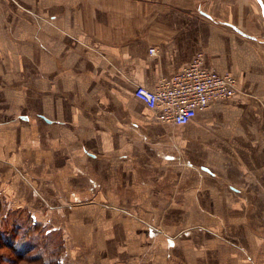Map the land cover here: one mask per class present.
Returning a JSON list of instances; mask_svg holds the SVG:
<instances>
[{
	"label": "crops",
	"instance_id": "1",
	"mask_svg": "<svg viewBox=\"0 0 264 264\" xmlns=\"http://www.w3.org/2000/svg\"><path fill=\"white\" fill-rule=\"evenodd\" d=\"M93 37L107 62L92 58ZM197 54L203 68L236 78V94L183 126L157 120L134 97L135 86L153 89ZM245 82L264 84V18L256 0H0V117H8L0 120V148L19 141L27 126L29 159L38 164L50 160L42 134L57 127L81 141L87 128L123 132L112 161V185L123 191L112 195L123 194L128 209L194 213L183 225L200 224L192 228L201 235L177 243L152 238L157 264H174L162 262L167 249L175 264H264V109L257 119L248 113ZM79 143L76 150L96 164ZM81 163L68 173L83 179ZM18 176L0 164V200L19 195ZM27 194L35 214L36 196ZM76 242L65 259L112 264V254L89 260L93 247L76 252Z\"/></svg>",
	"mask_w": 264,
	"mask_h": 264
},
{
	"label": "rangeland",
	"instance_id": "2",
	"mask_svg": "<svg viewBox=\"0 0 264 264\" xmlns=\"http://www.w3.org/2000/svg\"><path fill=\"white\" fill-rule=\"evenodd\" d=\"M92 40L90 47L92 58L96 60L104 56L107 62L108 56L103 50L104 46L95 37ZM21 52L19 54H22ZM16 53L12 52L14 56ZM23 56V60L28 59L27 52H23ZM16 72V78L22 80V69L16 68ZM258 84L246 82L242 84L243 92L244 94L246 92L248 98L245 108L253 119L258 118V114L255 113H262L259 108L264 109V99L257 96L264 92V84ZM6 118L8 117H0V120ZM99 119L100 117L97 118V123L101 127L110 128L107 117L104 121ZM87 130L90 133H85L82 141L77 132L61 130L60 127L50 133H43V138H47V144L41 151L50 158L48 162L42 160L41 163L33 164L29 159L31 155L27 126L23 128L19 141H13L11 147L0 148V164L13 167L16 175H20L18 177L21 182L20 193L13 197L14 200L10 197L0 200V264H6L2 257L4 259L14 257L13 251L3 247V244L11 243L14 245L13 249L18 252H29L32 244L31 248H34L29 255H34L38 252L39 246H44L40 239L47 243L44 248L45 257L50 251L49 243H52L53 249L56 248L53 253L59 254L61 264L78 262L76 256L73 261L68 256L66 259L64 257L66 250L68 252L72 246L71 240L77 241L74 245V248L77 246L76 252L93 247V254L89 259L91 261L94 256L104 257L105 253V258L112 254V264H157L158 249L155 248V243H151L152 238L170 237L172 243L175 241L177 243L181 236H194L197 232L201 235L202 232L192 228L193 225L200 224L184 226L185 223H182L189 215L193 217L194 213L128 209L129 207L124 206V201L120 199L124 198L123 194L112 195V192L123 191L112 185L114 183L112 177L116 179L112 161L120 149L119 139L123 138L124 133L112 132V129L94 131L87 128ZM39 135L38 133V139ZM92 136L95 140H91ZM77 142H80L84 150L95 155L96 164L90 161L95 158L76 150ZM81 161L84 169L83 179L77 178L76 174L68 173L77 167L80 169ZM29 172H33L34 175ZM6 185L8 186L7 182ZM27 193H34L36 196L35 214L32 212V195ZM29 201L31 207L28 206ZM202 215L205 214L199 213L197 219L202 220ZM108 237L112 240L101 243V240L104 241L103 239ZM110 245L112 252L109 250ZM167 250L166 259L162 262L175 264L176 260L170 256V249ZM79 263L86 262L81 259Z\"/></svg>",
	"mask_w": 264,
	"mask_h": 264
},
{
	"label": "built area",
	"instance_id": "3",
	"mask_svg": "<svg viewBox=\"0 0 264 264\" xmlns=\"http://www.w3.org/2000/svg\"><path fill=\"white\" fill-rule=\"evenodd\" d=\"M148 53L152 55L154 48ZM236 86L232 75L203 68L202 55L197 54L173 77L161 79L153 89L136 85L133 95L154 111L157 120L183 126L211 103L232 99Z\"/></svg>",
	"mask_w": 264,
	"mask_h": 264
},
{
	"label": "trees",
	"instance_id": "4",
	"mask_svg": "<svg viewBox=\"0 0 264 264\" xmlns=\"http://www.w3.org/2000/svg\"><path fill=\"white\" fill-rule=\"evenodd\" d=\"M40 241L44 243V246H39L38 252L34 253V255H29V252L34 248V247L31 248L32 244H30L29 252L27 251L18 252L13 249L14 245H11V243L3 244V247H7L9 248L10 251H13L14 257L7 258V259H4L2 257V260H4L6 264H21V263H24V264H61L60 259H59L60 256H58L59 254L58 253L56 254V252L53 253V251H55L56 249V248L53 249V244L49 243L50 251H48V255L45 257L44 248L47 245V243H45L44 239L43 240L40 239Z\"/></svg>",
	"mask_w": 264,
	"mask_h": 264
},
{
	"label": "water",
	"instance_id": "5",
	"mask_svg": "<svg viewBox=\"0 0 264 264\" xmlns=\"http://www.w3.org/2000/svg\"><path fill=\"white\" fill-rule=\"evenodd\" d=\"M260 6V9H261V13H262V16L264 18V4L262 2V0H256Z\"/></svg>",
	"mask_w": 264,
	"mask_h": 264
}]
</instances>
